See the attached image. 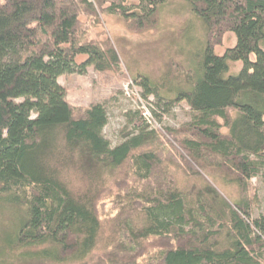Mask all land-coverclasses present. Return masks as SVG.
Returning a JSON list of instances; mask_svg holds the SVG:
<instances>
[{"label": "trees", "instance_id": "trees-1", "mask_svg": "<svg viewBox=\"0 0 264 264\" xmlns=\"http://www.w3.org/2000/svg\"><path fill=\"white\" fill-rule=\"evenodd\" d=\"M172 1L0 0V210L15 218L4 264H88L104 238L98 212L108 183L126 185L116 174L128 166L139 182L153 179L160 159L145 149L158 133L145 125L112 148L103 136L106 108L95 104L75 118L59 79L120 65L114 48L88 41L82 15L100 11L143 32ZM181 1L202 23L205 42L173 100L196 114L180 149L198 164L214 159L242 197L233 201L210 184L192 202L172 184L144 188L131 209L141 226L122 221L126 242L96 264H264V215L252 220L250 198L264 167V0ZM228 33L236 45L219 56ZM80 56L87 59L78 65ZM231 63L242 70L231 75ZM143 79L147 94L160 98V87ZM72 169L91 184L77 188ZM150 238L159 250L141 263Z\"/></svg>", "mask_w": 264, "mask_h": 264}, {"label": "rangeland", "instance_id": "rangeland-1", "mask_svg": "<svg viewBox=\"0 0 264 264\" xmlns=\"http://www.w3.org/2000/svg\"><path fill=\"white\" fill-rule=\"evenodd\" d=\"M80 22L88 41L114 48L120 65L105 73L90 67L85 74L75 73L59 79L60 85L66 89L67 101L74 110L75 118H81L92 105H103L108 114L103 136L112 148L119 146L127 136L136 134L145 125L149 127L148 131H156L159 135L158 142L145 149L156 151L160 159V166L150 182H139L133 176L131 166H128L116 174L120 182L124 181L126 185L119 189L108 183L112 191H107L98 212L103 222L104 238L95 257L88 263L96 264L117 243L126 242L121 235L122 221L124 223L132 219L136 221L134 226H141L137 223L141 219L139 213L131 209L135 210L133 203L137 202V196L144 192V188L149 193L157 185L172 184L188 196L190 202L208 184L233 201H239L242 195L214 159H210V162L201 161L200 165L187 152L186 156L182 155L180 149L183 138L189 135L186 126L193 122L196 114L186 102L173 103V100L179 90L187 88V73L199 65L205 42L203 25L189 6L181 0L172 1L160 9L156 27L143 32L134 31L120 17L100 11L98 17L82 15ZM235 45V35L228 33L223 45L217 47L215 52L223 56L226 50ZM86 59L80 56L76 63L80 65ZM242 68L241 63H231L230 74H237ZM144 77L160 87V98L147 94L143 86ZM220 123L223 121L220 120ZM221 132L228 134L229 130L224 127ZM70 175L71 182L77 188L85 189L91 184L84 174L73 169ZM251 184L252 220H256L264 215V167ZM14 223L11 211L0 210V264L9 262L2 256L3 241ZM151 239L145 241L148 250L140 258L141 263L151 260L159 250ZM14 264L22 263L16 261Z\"/></svg>", "mask_w": 264, "mask_h": 264}, {"label": "built area", "instance_id": "built-area-1", "mask_svg": "<svg viewBox=\"0 0 264 264\" xmlns=\"http://www.w3.org/2000/svg\"><path fill=\"white\" fill-rule=\"evenodd\" d=\"M149 118H147V121L150 123V121L148 120Z\"/></svg>", "mask_w": 264, "mask_h": 264}]
</instances>
